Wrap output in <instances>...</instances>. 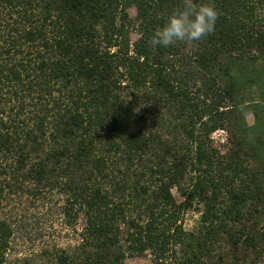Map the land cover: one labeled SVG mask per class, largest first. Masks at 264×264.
Wrapping results in <instances>:
<instances>
[{"label": "trees", "instance_id": "obj_1", "mask_svg": "<svg viewBox=\"0 0 264 264\" xmlns=\"http://www.w3.org/2000/svg\"><path fill=\"white\" fill-rule=\"evenodd\" d=\"M210 2L165 49L182 0H0V264H264V0Z\"/></svg>", "mask_w": 264, "mask_h": 264}, {"label": "clouds", "instance_id": "obj_2", "mask_svg": "<svg viewBox=\"0 0 264 264\" xmlns=\"http://www.w3.org/2000/svg\"><path fill=\"white\" fill-rule=\"evenodd\" d=\"M218 10L210 2L182 0L166 20L152 33L149 43L152 47L169 48L179 43L199 41L215 31Z\"/></svg>", "mask_w": 264, "mask_h": 264}, {"label": "rangeland", "instance_id": "obj_3", "mask_svg": "<svg viewBox=\"0 0 264 264\" xmlns=\"http://www.w3.org/2000/svg\"><path fill=\"white\" fill-rule=\"evenodd\" d=\"M129 14L131 15V16H134L135 15V10H134V8H131V9H129ZM251 117V116H250ZM248 119V121H250L251 120V118L249 119V117L247 118ZM213 140H214V145L215 146H217V147H221L222 145H224V143L226 142V140H227V133H226V131L225 130H223V132H220V131H218V132H215L214 134H213ZM173 193H174V195L178 198V199H181V196H180V194H179V192L174 188L173 190ZM196 205L195 206H193V207H191V208H189L188 210H187V212L185 213V216H184V223H185V226L187 227V228H191L193 225H194V223H195V221H196V219H197V217H198V213L196 212ZM31 217H29V220H28V223L30 224V226H28V227H31V228H33L34 230H35V233H39V229L38 228H34V227H37V224L35 223V219L34 218H32V215H30ZM56 217H52V218H48L47 220L44 218L43 220H42V222H40L41 223V226L43 227V229H45V230H47V231H49V233H50V231L51 230H49L50 228H49V219H52L53 221H54V219H55ZM55 223V225L53 226L55 229H57V230H59V231H61L60 233H63L62 231H63V229L59 226V225H57L58 223L57 222H54ZM34 230H33V232H34ZM45 232V235H47L48 234V232ZM32 232V234H30L31 236H33L34 235V233ZM69 233H70V231H69ZM25 235V234H24ZM28 235V234H27ZM25 238H26V236H24ZM34 237V236H33ZM71 237V235L70 236H68V237H66L65 235H64V238H63V235H62V237H58V238H56L57 239V241H59V243H65L66 241L64 240V239H66V238H70ZM51 239V235H48V237L47 236H45V237H43V238H39V240H35V242H34V244L33 245H35L36 247L37 246H39V245H41V243H42V241H49ZM29 244H27V243H25V244H23L22 246H23V249H24V251L26 250V249H30V247L28 246ZM125 264H152V257H151V255L150 254H145V255H142V256H133V257H128L126 260H125Z\"/></svg>", "mask_w": 264, "mask_h": 264}, {"label": "crops", "instance_id": "obj_4", "mask_svg": "<svg viewBox=\"0 0 264 264\" xmlns=\"http://www.w3.org/2000/svg\"><path fill=\"white\" fill-rule=\"evenodd\" d=\"M250 118H251L250 121H248V119H247V121H248L249 124H251V123L253 122V118H252V116H251V117L249 116V119H250Z\"/></svg>", "mask_w": 264, "mask_h": 264}, {"label": "built area", "instance_id": "obj_5", "mask_svg": "<svg viewBox=\"0 0 264 264\" xmlns=\"http://www.w3.org/2000/svg\"><path fill=\"white\" fill-rule=\"evenodd\" d=\"M218 131L223 132V130H218ZM218 131H216V132H218Z\"/></svg>", "mask_w": 264, "mask_h": 264}]
</instances>
